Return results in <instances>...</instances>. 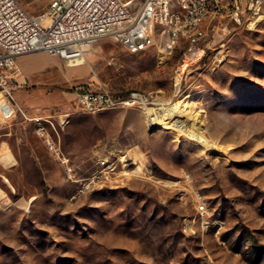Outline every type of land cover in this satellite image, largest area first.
<instances>
[{"label": "rangeland", "instance_id": "374dc122", "mask_svg": "<svg viewBox=\"0 0 264 264\" xmlns=\"http://www.w3.org/2000/svg\"><path fill=\"white\" fill-rule=\"evenodd\" d=\"M50 1L20 0L33 14ZM151 38L137 54L102 40L80 66L16 60L19 109L0 95L13 111L0 114V264H264V11L210 26L193 50L167 49L158 26ZM84 83L129 104L84 112ZM181 103L167 128L161 108Z\"/></svg>", "mask_w": 264, "mask_h": 264}, {"label": "built area", "instance_id": "2783aa9c", "mask_svg": "<svg viewBox=\"0 0 264 264\" xmlns=\"http://www.w3.org/2000/svg\"><path fill=\"white\" fill-rule=\"evenodd\" d=\"M263 11L264 0H143L136 12L122 0H51L42 12L33 14L20 0H0V95L19 109L12 95L11 77L21 56L45 53L67 66H77L102 40L137 54L152 45L155 26L164 30L167 49L172 50L184 39L193 50L205 45L210 26L239 23L241 17L258 16ZM73 91L77 105L87 113L129 104L89 83L78 84ZM0 114L8 119L13 111ZM37 134L44 137L49 151H55L43 129ZM99 165L107 173L112 171L104 161Z\"/></svg>", "mask_w": 264, "mask_h": 264}, {"label": "bare ground", "instance_id": "6f19581e", "mask_svg": "<svg viewBox=\"0 0 264 264\" xmlns=\"http://www.w3.org/2000/svg\"><path fill=\"white\" fill-rule=\"evenodd\" d=\"M198 56V55H197ZM196 58V57H195ZM84 63L81 62L79 63V65L77 66H80ZM69 66H72V65H69ZM184 103H181V104H178V105H171V106H168V107H164V108H161L162 112H163V115L165 117V120H167L168 122L166 123L168 127L172 126V127H175V128H181L180 127V124L178 122L179 119L182 118V113L184 112L183 111V107H184ZM147 116L151 119V120H156L157 119V112L155 110H148L147 111ZM182 122V121H180ZM186 124V123H185ZM186 126V125H185ZM188 131V130H187ZM50 143V142H49ZM51 146H52V143H50ZM136 165V164H135ZM126 166V165H125ZM124 167V166H123ZM127 167V166H126ZM142 171L141 167L140 166H137L136 169L134 170V173H140ZM4 196L1 194L0 195V200H4ZM2 202V201H1Z\"/></svg>", "mask_w": 264, "mask_h": 264}, {"label": "crops", "instance_id": "0c3cea01", "mask_svg": "<svg viewBox=\"0 0 264 264\" xmlns=\"http://www.w3.org/2000/svg\"><path fill=\"white\" fill-rule=\"evenodd\" d=\"M17 59H19V58H17ZM22 61H24V60H22ZM15 70H16V62H15ZM0 160H4V163L6 166L12 164L11 156L9 153L0 154Z\"/></svg>", "mask_w": 264, "mask_h": 264}]
</instances>
